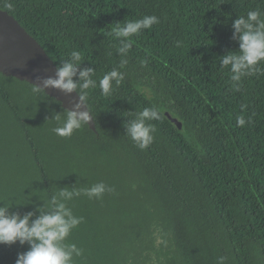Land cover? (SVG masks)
I'll return each instance as SVG.
<instances>
[{"label": "trees", "instance_id": "trees-1", "mask_svg": "<svg viewBox=\"0 0 264 264\" xmlns=\"http://www.w3.org/2000/svg\"><path fill=\"white\" fill-rule=\"evenodd\" d=\"M0 9L57 68L80 53L79 95V70L97 81L84 99L96 130L82 123L64 137L53 129L68 110L0 73V206L35 219L59 190L103 182L112 190L99 198L66 201L83 218L62 242L81 250L73 264H264V61L238 90L221 65L239 52L234 21L251 10L264 19V0H0ZM146 16L159 22L129 37L123 55L112 29ZM113 69L124 78L104 96L99 80ZM153 107L160 118L146 121L155 131L142 150L127 126ZM29 247L0 244V264Z\"/></svg>", "mask_w": 264, "mask_h": 264}, {"label": "clouds", "instance_id": "clouds-1", "mask_svg": "<svg viewBox=\"0 0 264 264\" xmlns=\"http://www.w3.org/2000/svg\"><path fill=\"white\" fill-rule=\"evenodd\" d=\"M11 7V5H8ZM156 16H146L135 21H128L124 25L117 24L112 29V34L116 38H121L123 47L119 51L124 55L131 48V40L128 39L137 34L141 29L150 28L158 23ZM234 35H238L239 52L229 53L221 60L222 66H230L231 81L236 82L238 90L239 82L243 76L252 75L257 69V65L264 61V19H261L259 10H251L246 14V18L241 16L233 23ZM179 45V42H177ZM81 61V55L73 51L70 59L58 67L55 77L36 79L41 81L36 91L46 87H55L65 92L71 93L77 89V83L73 76L77 75V64ZM127 63L121 61V67ZM93 69L84 68L79 70L78 76L82 83L79 87L86 90L81 93L79 100L72 105V109L67 112L61 126L53 129L59 136H70L74 130L79 129L82 123H87L91 116L82 110L87 90L95 88L97 81L92 79ZM123 73L113 69L99 80V88L104 96L112 92L113 81L117 85L123 80ZM59 119V117H56ZM159 113L156 108H145L132 120L127 126V135L137 144L140 149L147 148L153 142L152 133L154 127L146 124V121L159 119ZM245 123L243 118L238 119V124ZM111 191L106 188L103 182L97 183L88 189L69 191L67 188L61 189L53 194L46 207L50 211L39 209L40 215L31 219L32 212L23 216L18 213L8 212V206H0V244H13L17 241L20 244L28 243L29 249L18 254L15 264H73V255L80 256L81 250L75 244L65 245L62 242L68 237L71 230L82 222V217L74 216L71 209L66 206V201H70L74 196L87 195L90 199L99 198L105 191ZM224 257L218 258V264H224Z\"/></svg>", "mask_w": 264, "mask_h": 264}, {"label": "water", "instance_id": "water-1", "mask_svg": "<svg viewBox=\"0 0 264 264\" xmlns=\"http://www.w3.org/2000/svg\"><path fill=\"white\" fill-rule=\"evenodd\" d=\"M57 66L47 55L38 41L7 11L0 9V73L7 77H14L26 81L35 87L41 85L42 78L55 77ZM43 92L54 98L65 110H71L80 95L76 90L66 94L55 87L42 88ZM150 95L149 93H146ZM82 110L87 111L91 119L87 122L91 130L95 129L94 119L85 102ZM160 113L169 120L174 127L185 133L183 122L175 117L173 112L164 106L158 107Z\"/></svg>", "mask_w": 264, "mask_h": 264}]
</instances>
